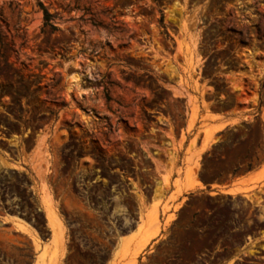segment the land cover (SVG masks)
Returning <instances> with one entry per match:
<instances>
[{
    "label": "rangeland",
    "instance_id": "obj_1",
    "mask_svg": "<svg viewBox=\"0 0 264 264\" xmlns=\"http://www.w3.org/2000/svg\"><path fill=\"white\" fill-rule=\"evenodd\" d=\"M25 152L0 264H264V0H0V161Z\"/></svg>",
    "mask_w": 264,
    "mask_h": 264
},
{
    "label": "crops",
    "instance_id": "obj_2",
    "mask_svg": "<svg viewBox=\"0 0 264 264\" xmlns=\"http://www.w3.org/2000/svg\"><path fill=\"white\" fill-rule=\"evenodd\" d=\"M247 107L245 108L244 111H235L230 108L226 109H218L214 107H210L209 111H202V115H208V119L210 120V123L214 126L213 130L217 133L218 131L229 127L233 126L237 123L243 122L246 118V115H253L256 113V110L258 108V99L256 101L249 99L246 101ZM254 104V106H253ZM187 124V119L185 121V126ZM219 128V129H218ZM28 156V154L25 153H17L14 157H4V162L0 161V166L2 167H8V168H17V167H22V164L25 163V158ZM261 164H258L254 167L244 169L241 171H238L232 175L222 177L219 179H215L212 181H197L194 180L193 182L189 183L186 186V189L184 190L185 192H190V191H199L202 193H207L210 195H230L233 194L229 191H235L238 192L237 190L239 189V185L243 180L249 179L252 177L260 168ZM187 165L181 160L177 161L175 163L174 167V178L176 176V169L180 168L181 170V175L186 171ZM194 172H196V167H194ZM193 185V186H192ZM234 192V193H235ZM14 215L9 214V213H0V220L3 222H8L10 224H20L22 225L23 223L18 220H14ZM28 226V225H27Z\"/></svg>",
    "mask_w": 264,
    "mask_h": 264
},
{
    "label": "bare ground",
    "instance_id": "obj_3",
    "mask_svg": "<svg viewBox=\"0 0 264 264\" xmlns=\"http://www.w3.org/2000/svg\"><path fill=\"white\" fill-rule=\"evenodd\" d=\"M219 129V128H218ZM211 139H209V137L205 138L204 143L201 146V149L206 148L208 146V144L210 143ZM193 186V185H192ZM238 192H241L240 189L237 190ZM243 191V190H242ZM231 193H234L235 191H229ZM236 193V192H235ZM45 218L47 219V222L50 224V226H53L54 224L58 223V218L56 216V214L54 213V211L48 206V204H45ZM21 221V220H20ZM23 224H15V226L22 230V231H29L28 228V224L21 221Z\"/></svg>",
    "mask_w": 264,
    "mask_h": 264
},
{
    "label": "trees",
    "instance_id": "obj_4",
    "mask_svg": "<svg viewBox=\"0 0 264 264\" xmlns=\"http://www.w3.org/2000/svg\"><path fill=\"white\" fill-rule=\"evenodd\" d=\"M41 8H42V13H43L44 23L47 24L50 28H54V26L49 22L52 15L48 13L45 8L43 7Z\"/></svg>",
    "mask_w": 264,
    "mask_h": 264
}]
</instances>
